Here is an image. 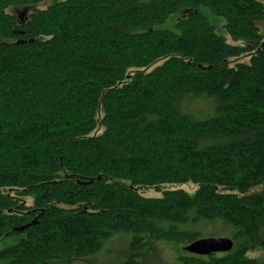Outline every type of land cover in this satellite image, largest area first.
<instances>
[{
    "label": "trees",
    "instance_id": "obj_1",
    "mask_svg": "<svg viewBox=\"0 0 264 264\" xmlns=\"http://www.w3.org/2000/svg\"><path fill=\"white\" fill-rule=\"evenodd\" d=\"M263 20L264 0H0V264L85 261L117 234L125 264L160 242L264 264ZM208 224L233 249L186 253Z\"/></svg>",
    "mask_w": 264,
    "mask_h": 264
},
{
    "label": "rangeland",
    "instance_id": "obj_2",
    "mask_svg": "<svg viewBox=\"0 0 264 264\" xmlns=\"http://www.w3.org/2000/svg\"><path fill=\"white\" fill-rule=\"evenodd\" d=\"M262 1V0H257ZM49 1H44L39 5L40 8H45L49 5ZM21 9L15 12L16 15L20 14ZM207 13V12H206ZM208 19L211 24L215 25L216 32L225 37L227 43L232 44L230 38L223 30V20L220 18L214 17L208 14ZM173 24V20L170 19L165 25L164 28H171ZM260 31L264 33V20L258 25ZM244 59H242L243 61ZM183 189L188 193H193L195 187L191 184H186L182 186L176 187H162L163 189ZM144 197L146 198H159L161 197V193L157 192L153 189L140 190ZM29 203V200H26ZM223 226L219 224H208V225H200L197 227L198 240L206 239V238H231L229 232H225ZM128 242L129 236L123 234H117L113 236L109 241L104 244L103 250L97 255L92 257L91 259H87L85 261H76L72 264H125L129 258L128 255ZM10 243L9 240L0 241V250L5 248ZM183 253L182 247L178 245H174L172 243H155L138 261V257L133 259L135 262L138 261V264H178L177 258ZM251 258H258L259 253L250 252L248 254Z\"/></svg>",
    "mask_w": 264,
    "mask_h": 264
},
{
    "label": "water",
    "instance_id": "obj_3",
    "mask_svg": "<svg viewBox=\"0 0 264 264\" xmlns=\"http://www.w3.org/2000/svg\"><path fill=\"white\" fill-rule=\"evenodd\" d=\"M34 223L30 225H26L21 227L18 230H24ZM233 249V242L229 238H206L196 240L193 243L184 247V251L186 253L196 255V256H208L210 254H222L228 253Z\"/></svg>",
    "mask_w": 264,
    "mask_h": 264
}]
</instances>
